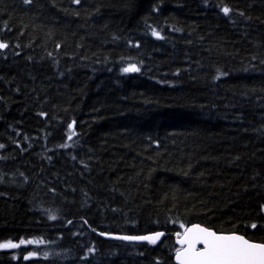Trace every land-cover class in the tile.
<instances>
[{
	"label": "trees",
	"instance_id": "16d2710c",
	"mask_svg": "<svg viewBox=\"0 0 264 264\" xmlns=\"http://www.w3.org/2000/svg\"><path fill=\"white\" fill-rule=\"evenodd\" d=\"M0 42V243L26 244L0 264H174L192 223L264 242V0H0Z\"/></svg>",
	"mask_w": 264,
	"mask_h": 264
},
{
	"label": "snow or ice",
	"instance_id": "6c2138e0",
	"mask_svg": "<svg viewBox=\"0 0 264 264\" xmlns=\"http://www.w3.org/2000/svg\"><path fill=\"white\" fill-rule=\"evenodd\" d=\"M30 0H24L28 4ZM73 3L79 4L80 0H72ZM221 11L227 16L230 9L228 7L221 8ZM243 15V13H241ZM152 35L156 38H161L159 33L153 29ZM7 45L0 42V49L6 48ZM59 47V45H57ZM124 73L137 72L139 69L135 64H129L121 69ZM43 115V113H41ZM69 136L72 139L74 133L71 131L73 124H68ZM3 147V145H0ZM264 210V205H261ZM49 219H55L54 216H49ZM256 228V224L251 225ZM182 232L177 231L176 243L180 246L175 251L176 264H264V242H253L246 239L244 235L236 234L235 231L231 233H222L214 231L208 227L201 226L194 223L190 226L181 224ZM95 231V229H93ZM105 235V233H99ZM163 233L156 232L147 236H119L117 239L125 241H147L148 243H155ZM23 239L19 244H24ZM31 243V241H28ZM19 244L7 241L0 243V248H17ZM89 252L93 249L89 248ZM29 256L33 253H29ZM15 259V257H13ZM28 257L26 256L25 259Z\"/></svg>",
	"mask_w": 264,
	"mask_h": 264
},
{
	"label": "water",
	"instance_id": "95a60500",
	"mask_svg": "<svg viewBox=\"0 0 264 264\" xmlns=\"http://www.w3.org/2000/svg\"><path fill=\"white\" fill-rule=\"evenodd\" d=\"M192 224H194V223H192ZM191 224H189V225H187V226H190ZM201 226H203V225H201ZM211 229V228H210ZM213 230V229H212ZM183 231V230H182ZM181 231V232H182ZM157 232H161V233H163V235L162 236H160L159 237V239H157L156 240V242L154 243V244H157V243H159L160 241H161V239L163 238V236L165 235V233L164 232H162V231H157ZM153 233H156V232H153ZM153 233H148V234H144V235H128V234H112V233H105V235H100L102 238H104V239H110V240H120V241H124V242H128V243H130V242H135V243H142V242H145V243H148L147 241H125V240H121V239H117L116 237H119V236H147V235H151V234H153ZM222 233H231V232H222ZM236 234H238V233H236ZM239 235H241V234H239ZM173 238H174V242H175V244H176V246L177 247H180L177 243H176V235L174 234V236H173ZM247 239V238H246ZM172 259H173V262L176 264V260H175V252L173 253V257H172Z\"/></svg>",
	"mask_w": 264,
	"mask_h": 264
},
{
	"label": "rangeland",
	"instance_id": "374dc122",
	"mask_svg": "<svg viewBox=\"0 0 264 264\" xmlns=\"http://www.w3.org/2000/svg\"><path fill=\"white\" fill-rule=\"evenodd\" d=\"M19 246H21V244H19Z\"/></svg>",
	"mask_w": 264,
	"mask_h": 264
}]
</instances>
